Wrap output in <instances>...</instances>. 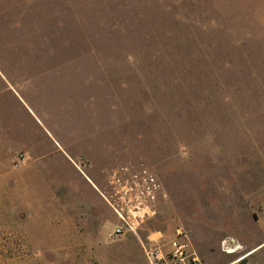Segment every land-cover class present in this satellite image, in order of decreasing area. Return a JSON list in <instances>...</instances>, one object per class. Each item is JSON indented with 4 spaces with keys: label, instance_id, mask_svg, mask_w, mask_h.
Masks as SVG:
<instances>
[{
    "label": "rangeland",
    "instance_id": "obj_1",
    "mask_svg": "<svg viewBox=\"0 0 264 264\" xmlns=\"http://www.w3.org/2000/svg\"><path fill=\"white\" fill-rule=\"evenodd\" d=\"M0 70L61 146L29 160L22 143L51 139L2 94L0 264H148L109 235L101 192L125 165L166 192L143 240L184 227L224 264L264 239V0H0Z\"/></svg>",
    "mask_w": 264,
    "mask_h": 264
},
{
    "label": "built area",
    "instance_id": "obj_2",
    "mask_svg": "<svg viewBox=\"0 0 264 264\" xmlns=\"http://www.w3.org/2000/svg\"><path fill=\"white\" fill-rule=\"evenodd\" d=\"M115 215L110 237L139 238L148 264H206L195 249L187 230L177 227L173 237L166 239L161 231L142 239L140 231L159 214L161 199L166 196L159 175L148 167L125 165L112 170L107 187L101 192ZM237 244L224 242L227 253ZM241 258L229 264H240Z\"/></svg>",
    "mask_w": 264,
    "mask_h": 264
},
{
    "label": "crops",
    "instance_id": "obj_3",
    "mask_svg": "<svg viewBox=\"0 0 264 264\" xmlns=\"http://www.w3.org/2000/svg\"><path fill=\"white\" fill-rule=\"evenodd\" d=\"M0 81H2L0 83V95H2V94L6 95L7 94V95H9L8 97L10 98L9 99L10 102L16 101L18 99V101L22 105L27 107L28 111L34 116V118H36V120L38 121L39 125L47 133V137L51 139V142L53 144V146H50V145H47V144L42 146L41 144L37 145V144H32V143H25V144L22 143V146L19 147V148H21L20 150H25V152H27V154H28L27 157L29 158V160H33V161L38 159V158H41V157H43V158L49 157V155L51 153H54L56 150H59L56 147L60 146V143L55 140V137L53 136V133H51L50 130L47 129V126L44 123H42L41 119L36 116V114L33 112L32 108L28 104V101H27L26 97L24 96V93H22V83H17V82L11 81V79L8 77L7 73L2 71V70H0ZM3 95H2V97H4V99L1 98L2 100L0 99V103L1 102L5 103V98L6 97L3 96ZM6 100H7V98H6ZM1 106H0V158L5 159L6 158V150H7L8 146H7V143H6V138H5V132L4 131H8L13 126L11 125V123H5V120L3 119L4 116H2V108L3 107H1ZM13 133H14V137H15L17 135V132L15 131ZM36 150H39V153H41V154L35 153L34 151H36ZM68 158H70L69 161L72 164V160H74L73 159L74 157H73V155L71 153H69ZM262 243H264V239L262 241H259L257 243V245H255V247H253V250L257 249L258 246H260ZM252 256H253V254H250L247 257V258L250 257L249 264H254V262L251 259ZM237 259H235V260H237ZM229 263H231V262L224 263V264H229Z\"/></svg>",
    "mask_w": 264,
    "mask_h": 264
},
{
    "label": "bare ground",
    "instance_id": "obj_4",
    "mask_svg": "<svg viewBox=\"0 0 264 264\" xmlns=\"http://www.w3.org/2000/svg\"><path fill=\"white\" fill-rule=\"evenodd\" d=\"M241 248H242V245L239 243V244H237V246L235 247V249H233L232 251H229V252H236V251H238V250L241 249ZM253 251H254V250L245 253V254H244L242 257H240V258H241L242 260L245 259V258H247L250 254H252Z\"/></svg>",
    "mask_w": 264,
    "mask_h": 264
}]
</instances>
